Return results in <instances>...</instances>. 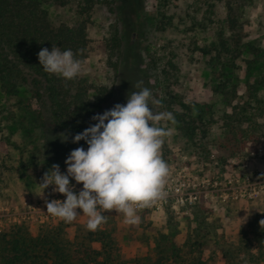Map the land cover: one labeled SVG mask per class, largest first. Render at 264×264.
Returning <instances> with one entry per match:
<instances>
[{"label":"rangeland","instance_id":"rangeland-1","mask_svg":"<svg viewBox=\"0 0 264 264\" xmlns=\"http://www.w3.org/2000/svg\"><path fill=\"white\" fill-rule=\"evenodd\" d=\"M131 1L135 15H126L125 34L134 49L118 74L108 64L107 44L115 28L119 26L120 34L124 28L118 22V15H111L103 6H96L92 11L88 50L78 76L89 87L90 96H94L99 85L113 88L114 95L105 106V110L110 109L116 103L126 102L128 93L137 90V81H143V86L148 88L145 84L148 76L153 97L161 101L160 105L153 106L154 111L180 109L177 103H169L171 97L185 104L228 110V101L215 89L217 79L207 64L208 58L194 48L218 40L219 25L231 12L243 42L264 47V0ZM52 18L56 23H71L74 10L55 6ZM230 34L228 31L226 36L231 37ZM137 52L141 59L135 57ZM241 59L244 62L246 57ZM156 86H162L163 91L156 90ZM245 90L242 85L240 95L246 94ZM259 94L264 99V88ZM4 108L9 115L15 114L10 115L11 120L0 132V225L24 222L36 233L43 224L60 221L46 213L45 201L64 199L63 194L52 192V185L39 194L38 184L53 164L59 165L61 172L65 171L64 160L72 149L68 150L62 141L53 140L47 147L40 124L29 127L30 133L20 123L15 127L12 121L15 118L22 122L23 112L13 100L7 101ZM161 123L170 129L161 148L169 174L166 198L156 203L167 201L166 206L161 210L152 205L138 208L136 214L140 220L136 224L125 223L123 214L114 210L104 215L116 226L124 257L130 264H136V260L150 256L162 235L181 244L183 236L196 225L192 213L194 204H200L214 237L208 243L209 251L217 254L216 264H226L223 250L238 240L250 221L264 215V132L259 141H249L238 151L220 148L221 130L213 129L204 143L205 149L197 150L196 143L189 141L175 123ZM8 138L10 141L6 142ZM47 148L58 153L59 158L48 154ZM204 150L210 153L201 155ZM70 182L75 183L71 178ZM80 187L77 184L74 190ZM195 198L193 205L184 206L187 199ZM86 221V216L79 215L66 223L71 239L89 231Z\"/></svg>","mask_w":264,"mask_h":264},{"label":"trees","instance_id":"trees-1","mask_svg":"<svg viewBox=\"0 0 264 264\" xmlns=\"http://www.w3.org/2000/svg\"><path fill=\"white\" fill-rule=\"evenodd\" d=\"M55 6L74 10L73 21L54 22ZM96 6H103L111 15L117 14L124 28L122 34L119 26L115 28L107 44L108 64L118 74L134 49L125 34L126 15L134 13L131 0H0V132L5 130L10 115L15 114L9 115L4 108L7 101L13 100L23 112L22 122L15 118L12 121L15 127L20 123L30 133L29 127L40 124L47 147L50 140L61 141L60 133L68 136L63 141L68 150L87 147L83 140L72 143L71 137L95 123L91 117L105 110L114 89L99 85L94 96H90L89 87L78 76L64 81L44 72L37 53L42 47L50 50L56 44L62 50L70 48L83 64L89 45L88 27ZM235 24L236 18L232 12L228 13L219 25L218 40L194 48L208 58L207 64L217 79L215 89L228 101L229 109L220 111L212 106L185 104L177 102L175 97L169 100L171 105L177 103L180 107L171 108L176 126L189 141L196 143L197 150L204 148L213 129L221 130L220 148L238 151L249 141L257 142L263 137L264 99L259 93L264 88V47L243 42ZM228 31L231 37L226 36ZM136 56L141 59L139 52ZM241 57H246L244 62ZM142 71L147 75L145 69ZM241 73L245 74L244 78ZM151 83L145 76L148 88ZM242 85L246 87L244 95H240ZM155 89L163 91L162 86ZM47 151L59 158L58 153L48 148ZM209 153L204 150L200 154ZM223 161L228 165L227 160ZM194 205L196 225L183 236L181 244L162 235L150 256L135 263L216 264L217 254L209 251L208 243L214 237L208 230L204 209L200 204ZM261 220L264 215L250 221L238 240L223 250L226 264H244V260L247 264H264V221ZM68 227L62 220L50 221L33 233L24 222L0 225V264H130L122 253L116 226L109 218L95 231H84L74 239L69 237Z\"/></svg>","mask_w":264,"mask_h":264},{"label":"clouds","instance_id":"clouds-1","mask_svg":"<svg viewBox=\"0 0 264 264\" xmlns=\"http://www.w3.org/2000/svg\"><path fill=\"white\" fill-rule=\"evenodd\" d=\"M37 58L44 72L64 81L82 72V61L70 48L62 50L56 44L50 50L42 47ZM135 88L124 104L116 103L94 114L91 120L95 123L71 137L72 143L83 140L87 147L70 150L64 160L65 171L53 164L43 174L39 194L52 185V192L64 196L62 201L46 200V213L65 223L84 215L86 229L95 231L105 222L104 213L109 210L122 213L125 223L136 224L140 220L138 208L166 198L169 167L161 148L170 129L161 122L175 123V117L167 110L154 111L153 106L161 101L143 86V81H137ZM59 136L62 142L68 139L64 133ZM77 184L81 187L75 191Z\"/></svg>","mask_w":264,"mask_h":264},{"label":"built area","instance_id":"built-area-1","mask_svg":"<svg viewBox=\"0 0 264 264\" xmlns=\"http://www.w3.org/2000/svg\"><path fill=\"white\" fill-rule=\"evenodd\" d=\"M196 199L197 198H195V200H193V199H189L188 200L187 199V201L184 202V206H186V205H192L196 201ZM166 204H167V201H164V202H159L158 204L155 203L152 206L155 207L157 210H161V209H163L166 206Z\"/></svg>","mask_w":264,"mask_h":264}]
</instances>
